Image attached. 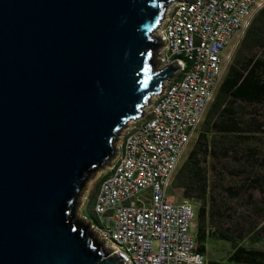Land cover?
<instances>
[{"label":"water","instance_id":"water-1","mask_svg":"<svg viewBox=\"0 0 264 264\" xmlns=\"http://www.w3.org/2000/svg\"><path fill=\"white\" fill-rule=\"evenodd\" d=\"M174 0H0V264H123L74 213L181 65L154 33Z\"/></svg>","mask_w":264,"mask_h":264},{"label":"built area","instance_id":"built-area-1","mask_svg":"<svg viewBox=\"0 0 264 264\" xmlns=\"http://www.w3.org/2000/svg\"><path fill=\"white\" fill-rule=\"evenodd\" d=\"M264 0H174L155 37L158 67L180 69L162 84L143 114L130 120L99 175L89 222L107 256L123 264H206L196 250L190 199L166 194L192 136L231 61L227 47L239 42ZM97 179V180H98Z\"/></svg>","mask_w":264,"mask_h":264},{"label":"trees","instance_id":"trees-1","mask_svg":"<svg viewBox=\"0 0 264 264\" xmlns=\"http://www.w3.org/2000/svg\"><path fill=\"white\" fill-rule=\"evenodd\" d=\"M201 123L171 183L181 197L199 203L195 240L204 253L207 225L229 242L252 232L264 236V5L239 40ZM228 260L264 264V249L236 245Z\"/></svg>","mask_w":264,"mask_h":264},{"label":"rangeland","instance_id":"rangeland-1","mask_svg":"<svg viewBox=\"0 0 264 264\" xmlns=\"http://www.w3.org/2000/svg\"><path fill=\"white\" fill-rule=\"evenodd\" d=\"M235 40L227 47L226 52L232 51L233 56L234 52L236 51L238 47V43L235 44ZM124 129V128H123ZM123 129L119 132V136L123 132ZM202 130V123L197 126L194 135L191 138V141L183 154L181 161L179 163V166L183 163L185 160L188 151L190 150L191 146L193 145L194 141L196 140L197 133H199ZM118 136V138H119ZM117 138V140H118ZM109 162H106L104 166L100 167L98 171L96 170L94 174L90 176V178L87 180L84 189L81 191L80 196L78 197V205L75 210V214L78 218L80 217V214L88 215L92 217L91 213V202L93 200V196L95 194V182L97 181L99 175L101 174V171L105 169V167L108 165ZM212 176V175H211ZM232 180L234 177L232 175L225 174V180ZM178 193H180V190L178 188L173 187L172 183L170 184L168 190H167V198L171 202H176L181 197ZM190 202L192 203L195 213H197L198 208V201L196 199H190ZM197 216L194 218L192 230L195 235L197 230ZM207 235L204 241V259L206 264L215 263V264H231L228 260L229 255L231 254L232 250L236 245H243L246 248H259L264 249V236H258L255 234V232H252L248 236H246L244 239L236 240L235 242H229L226 240H222L216 236L214 232L210 229L209 225L206 227Z\"/></svg>","mask_w":264,"mask_h":264},{"label":"bare ground","instance_id":"bare-ground-1","mask_svg":"<svg viewBox=\"0 0 264 264\" xmlns=\"http://www.w3.org/2000/svg\"><path fill=\"white\" fill-rule=\"evenodd\" d=\"M159 27H160V26H159ZM159 27H158V29H159ZM157 31H158V30H157ZM157 31H155V33H156ZM155 33H154V35H155ZM131 121H132V120H131ZM131 121H129V122H131ZM129 122H128V123H129Z\"/></svg>","mask_w":264,"mask_h":264}]
</instances>
